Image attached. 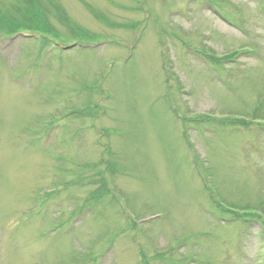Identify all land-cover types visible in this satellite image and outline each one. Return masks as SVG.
<instances>
[{"label": "rangeland", "instance_id": "1", "mask_svg": "<svg viewBox=\"0 0 264 264\" xmlns=\"http://www.w3.org/2000/svg\"><path fill=\"white\" fill-rule=\"evenodd\" d=\"M39 1L53 34L0 31V264H264V0Z\"/></svg>", "mask_w": 264, "mask_h": 264}, {"label": "trees", "instance_id": "2", "mask_svg": "<svg viewBox=\"0 0 264 264\" xmlns=\"http://www.w3.org/2000/svg\"><path fill=\"white\" fill-rule=\"evenodd\" d=\"M22 3L25 4V13L26 17L21 16L20 18L17 17H6L2 15L0 12V31L6 29L9 33H14L16 30L23 31V30H32L37 31L42 34H53V29H50V24L48 19H46V11L44 6L40 3L39 0H22ZM55 37V35H53ZM264 209V207H260ZM251 216L252 218L259 217L261 219V223L263 224L264 229V216L250 213L246 214ZM240 216V215H239Z\"/></svg>", "mask_w": 264, "mask_h": 264}]
</instances>
